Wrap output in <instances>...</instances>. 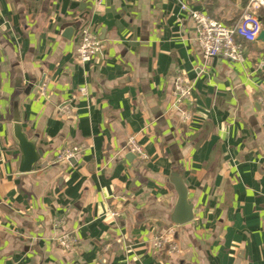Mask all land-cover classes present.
I'll return each mask as SVG.
<instances>
[{"label": "crops", "instance_id": "0c3cea01", "mask_svg": "<svg viewBox=\"0 0 264 264\" xmlns=\"http://www.w3.org/2000/svg\"><path fill=\"white\" fill-rule=\"evenodd\" d=\"M246 1L0 0V264H264V42L237 38L241 62L205 60L180 10L235 25ZM86 26L103 48L82 64ZM178 73L193 88L181 110ZM15 112L41 152L30 172ZM65 147L78 155L56 163ZM173 175L193 207L183 226ZM170 226L178 253L153 247ZM62 232L78 241L67 252Z\"/></svg>", "mask_w": 264, "mask_h": 264}, {"label": "built area", "instance_id": "2783aa9c", "mask_svg": "<svg viewBox=\"0 0 264 264\" xmlns=\"http://www.w3.org/2000/svg\"><path fill=\"white\" fill-rule=\"evenodd\" d=\"M180 10L187 15L188 20L193 24L196 31L194 41L205 60L224 57L233 62H241L244 59V48L237 41V38L254 42L263 31L259 13L264 10V0H248L241 19L235 25L220 23L206 13L195 10L185 2H180ZM102 48L101 41L89 26L80 29L76 48V57L80 63H92L101 53ZM44 90L45 87L42 85L41 91ZM192 90L191 82L184 75L178 73L172 84V107L181 110L186 103L191 101ZM258 104L262 110V123L264 125V97L258 99ZM181 115L184 122L189 121V113L182 111ZM127 150L141 159L145 158L143 149L135 137L128 139ZM78 153L79 149L77 147H65L56 156L55 162H67L69 159L76 157ZM174 227L170 226L162 235L153 240V247L156 250L165 251L168 254L178 253ZM55 242L64 252L72 250L78 244L77 238L67 232L60 233Z\"/></svg>", "mask_w": 264, "mask_h": 264}, {"label": "water", "instance_id": "95a60500", "mask_svg": "<svg viewBox=\"0 0 264 264\" xmlns=\"http://www.w3.org/2000/svg\"><path fill=\"white\" fill-rule=\"evenodd\" d=\"M258 39L264 42V31H261ZM13 135L21 152L19 171L30 172L39 160L41 152L36 149L35 143L29 140L23 133L20 117L17 112L14 113L13 118ZM171 183L177 194V201L171 215V222L177 226H183L192 222L193 207L188 202V192L182 179L177 175H173Z\"/></svg>", "mask_w": 264, "mask_h": 264}, {"label": "trees", "instance_id": "16d2710c", "mask_svg": "<svg viewBox=\"0 0 264 264\" xmlns=\"http://www.w3.org/2000/svg\"><path fill=\"white\" fill-rule=\"evenodd\" d=\"M247 2H248V0L246 1V4L245 5H247ZM259 18H260V21H261V23H262V25L264 27V11H261L259 13ZM226 25H228V24H226Z\"/></svg>", "mask_w": 264, "mask_h": 264}]
</instances>
